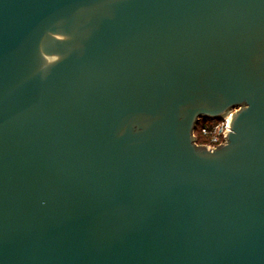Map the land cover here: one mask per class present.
Returning <instances> with one entry per match:
<instances>
[{"label": "water", "instance_id": "water-1", "mask_svg": "<svg viewBox=\"0 0 264 264\" xmlns=\"http://www.w3.org/2000/svg\"><path fill=\"white\" fill-rule=\"evenodd\" d=\"M0 264H264V0H0Z\"/></svg>", "mask_w": 264, "mask_h": 264}, {"label": "built area", "instance_id": "built-area-1", "mask_svg": "<svg viewBox=\"0 0 264 264\" xmlns=\"http://www.w3.org/2000/svg\"><path fill=\"white\" fill-rule=\"evenodd\" d=\"M235 112L236 110L231 111V113L225 116L221 121H216L213 125L206 124L201 127L200 134L206 142L198 144L196 140L197 145L211 149H216L223 145L226 142L227 131H230L229 124Z\"/></svg>", "mask_w": 264, "mask_h": 264}, {"label": "trees", "instance_id": "trees-1", "mask_svg": "<svg viewBox=\"0 0 264 264\" xmlns=\"http://www.w3.org/2000/svg\"><path fill=\"white\" fill-rule=\"evenodd\" d=\"M216 121L212 122L211 120H200V122L198 123L197 125V129L195 131V137H196V140H197V143L198 144H203L206 142V140L201 136V134L199 135V132H200V129L201 127H203L204 125L210 123H215Z\"/></svg>", "mask_w": 264, "mask_h": 264}, {"label": "rangeland", "instance_id": "rangeland-1", "mask_svg": "<svg viewBox=\"0 0 264 264\" xmlns=\"http://www.w3.org/2000/svg\"><path fill=\"white\" fill-rule=\"evenodd\" d=\"M212 122H214V121H212ZM214 123H212V124H210V123H208V125H213ZM199 135H200V132H199Z\"/></svg>", "mask_w": 264, "mask_h": 264}]
</instances>
